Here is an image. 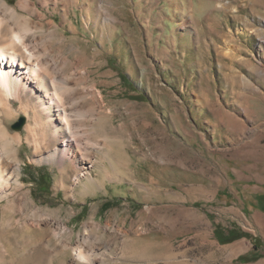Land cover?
<instances>
[{
    "label": "rangeland",
    "instance_id": "obj_1",
    "mask_svg": "<svg viewBox=\"0 0 264 264\" xmlns=\"http://www.w3.org/2000/svg\"><path fill=\"white\" fill-rule=\"evenodd\" d=\"M33 1L47 17L18 14L37 47L84 108L100 92L97 143L83 139L89 157L61 165L16 145L17 193L29 200L13 205L14 220L31 222L34 209L44 219L11 232L0 201L14 264L44 249L43 264H264V0ZM26 122L18 112L9 130L24 134ZM217 230L242 236L222 243Z\"/></svg>",
    "mask_w": 264,
    "mask_h": 264
},
{
    "label": "bare ground",
    "instance_id": "obj_2",
    "mask_svg": "<svg viewBox=\"0 0 264 264\" xmlns=\"http://www.w3.org/2000/svg\"><path fill=\"white\" fill-rule=\"evenodd\" d=\"M49 1L42 0L40 3L47 7ZM64 1L68 4L74 0ZM21 10L37 13L41 19L47 17L45 12L42 13L35 7L33 0H17L14 7H10L6 0H0V201L6 198L9 206L7 208H10L9 211L6 210L10 216L5 219L2 228L11 232L20 230L30 233L44 217H39L38 209H34L29 212L31 222L25 218L14 220L13 205L29 200L27 192L20 196L17 193L22 186L16 145H21L25 139L32 146V153L35 156L33 161L37 162L51 161L60 165L65 162L73 163L77 151H81L82 156L89 157L88 153L84 152L88 142L97 143L90 137V133L96 129L94 123L89 124V117L95 115L94 104L99 102L100 92L96 89L89 92L92 106L84 108L83 96L79 94V90L68 86L67 76L66 78L62 76L57 59L37 47L35 36L37 31L35 30L36 33L32 31L30 20L20 21L18 13ZM18 112H23L27 117L24 134L11 131L8 127L9 121ZM83 139L88 142H84ZM51 144L53 145L50 147ZM85 169V165H81L79 171L85 175ZM63 180L64 175L60 182L62 185ZM37 216L38 219H35ZM34 247L35 245L32 248ZM12 248L9 243L3 241L0 230V264L3 262L14 264L17 261L18 257L11 254ZM50 252L44 249L41 256L32 257L33 263L43 264L42 257L49 255ZM79 254L82 255V251H79ZM47 258L46 261L49 260Z\"/></svg>",
    "mask_w": 264,
    "mask_h": 264
},
{
    "label": "trees",
    "instance_id": "obj_3",
    "mask_svg": "<svg viewBox=\"0 0 264 264\" xmlns=\"http://www.w3.org/2000/svg\"><path fill=\"white\" fill-rule=\"evenodd\" d=\"M49 175H47L46 177H41L39 178L38 180H33L36 185L39 187H42L43 190H47V188L49 187V182H50V179H49ZM256 200L258 202V205L261 209L264 210V194H259L256 196ZM215 236L216 238L218 239L219 242H229V241H232L236 238H239L240 236H242L241 234H234L233 231H228V233L226 235H223L220 231H216L215 232ZM254 259V257L250 256V257H247V256H239L238 257V261L242 262V261H249V260H252Z\"/></svg>",
    "mask_w": 264,
    "mask_h": 264
},
{
    "label": "water",
    "instance_id": "obj_4",
    "mask_svg": "<svg viewBox=\"0 0 264 264\" xmlns=\"http://www.w3.org/2000/svg\"><path fill=\"white\" fill-rule=\"evenodd\" d=\"M24 120V117L20 116L19 119L15 123H13L12 127L14 129H20L24 123Z\"/></svg>",
    "mask_w": 264,
    "mask_h": 264
}]
</instances>
